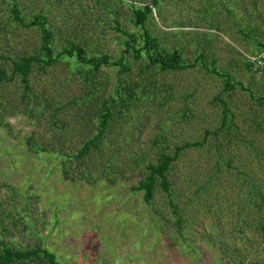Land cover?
<instances>
[{
	"label": "rangeland",
	"instance_id": "374dc122",
	"mask_svg": "<svg viewBox=\"0 0 264 264\" xmlns=\"http://www.w3.org/2000/svg\"><path fill=\"white\" fill-rule=\"evenodd\" d=\"M158 2L146 25L160 46L178 48L189 63L203 53L205 65L230 75L234 89L223 92V79L201 64L147 74L145 59L134 61L122 77L142 83L148 76L146 91L167 92V104H159L162 95L141 98L123 119L115 118L102 145L76 159L72 155L97 131L100 104H68L81 97L84 84L66 64H34L28 92L16 78L1 82L0 222L7 242L47 248L63 264H264V69L253 72L246 63L263 54L257 42L264 41V0ZM144 3L149 0L134 1ZM15 4L24 23L45 17L56 51L70 40L89 55L114 58L124 40L116 24L138 29L126 0ZM12 8L10 0H0V70L8 77L12 61L40 49L39 32L13 22ZM241 23L250 42L239 33ZM116 71L102 68L97 75L101 99L111 94ZM215 97L232 113L229 134ZM52 105L59 107L55 117ZM205 130V145L184 150L173 163L170 196L157 189L144 203L131 187L147 174L146 165L201 140ZM59 156H69L65 171Z\"/></svg>",
	"mask_w": 264,
	"mask_h": 264
},
{
	"label": "trees",
	"instance_id": "16d2710c",
	"mask_svg": "<svg viewBox=\"0 0 264 264\" xmlns=\"http://www.w3.org/2000/svg\"><path fill=\"white\" fill-rule=\"evenodd\" d=\"M10 1L13 5L11 10L13 22L27 28L32 27L36 29L39 32L40 49L31 55H23L17 58L16 61H12V69L9 77L6 75L7 73L5 70H0V83L11 82L16 78L23 85V89L28 92L30 91L28 77L34 64H38L39 68L43 69V67L52 66L58 62H64L69 71L84 84V91L81 97L77 100L68 102V104H82L87 106L91 105L93 101H98L100 104L97 115V131L93 137L86 139L82 146L72 155L76 159H80L87 155L90 149L98 148L102 145L109 132V126L115 122V118L121 119L128 112H131L132 106L141 98H148L150 95L154 97L155 95H162L159 104L162 106L167 104L166 97L168 93L166 91V94L161 90L154 91V93L146 91L145 85L147 84L148 76L142 83L126 81L124 77H122L130 72V65L134 61H141L144 58L146 63L142 62V64H144V71L147 74L149 70H153L154 73H156V71L179 72L201 64L209 73L215 74L223 79V92L229 93L234 89L232 77L228 74L219 73L214 68L213 63L211 64L212 67H207L205 65L203 53L197 54L194 61L189 63L182 59L183 53L178 48L168 50L160 46L158 38L150 33L146 25L149 19L153 20L154 10L158 11L159 9L158 0H149V4L144 3L143 7H136L134 4L135 0H126L130 4L132 22L138 29L129 32L123 30L116 24L115 28L117 32L123 35L124 40L122 42L120 54L114 58L106 52H92L91 55H89L86 47L70 40H65V44L56 51L54 49L53 34L48 27L45 17L42 15H35L30 22L24 23L20 16V11L16 7V0ZM120 2L122 4L124 3L123 1ZM226 11L229 16L230 11H228V8ZM234 16L237 18V15ZM241 25L242 28L239 29L240 35L246 42H250L249 39H251V37L248 33V25H246V23H241ZM214 28L216 29V26H214ZM257 45L259 51L264 52V41H258ZM246 63L247 68L251 70L248 59H246ZM102 68L117 69L115 72L116 81L112 86L111 94L105 99H101L102 97L99 96L101 89L97 83V75L99 72H102ZM138 90L140 94H136ZM102 96H104V92ZM34 97L39 98L38 95L35 94ZM261 98L262 97H260L259 100H261ZM152 99L150 100L153 102ZM214 101L221 105V128L229 134L232 130V127H230V121L233 119L232 113L227 107V104L220 97H215ZM38 104H43V101L36 103V107ZM62 105H64L63 107L66 106L65 104ZM50 108L55 117L59 107L57 105H52ZM204 133L205 135L201 140L185 142L180 146H176L171 154H163L158 164L146 165L147 174L138 181L136 187H131L133 191L142 192L144 203L147 205L151 203L157 189H160L165 195L170 196L171 185L168 174L172 170L173 163L180 158V154L184 150L203 147L206 143L205 136L207 135V131L205 130ZM213 135H216V133ZM157 140H160L159 137H157L155 141ZM59 157L62 158L59 166L62 171H65L66 160H68L69 156ZM170 206L172 210L176 212V207L173 204H170ZM176 223L177 226H180V218L177 217ZM5 227V224L0 222V264L29 263L35 261L36 258L41 259L43 264H63L57 261L55 254L47 248H41L40 246L20 248L13 243L7 242L1 237L2 233L5 232Z\"/></svg>",
	"mask_w": 264,
	"mask_h": 264
},
{
	"label": "built area",
	"instance_id": "2783aa9c",
	"mask_svg": "<svg viewBox=\"0 0 264 264\" xmlns=\"http://www.w3.org/2000/svg\"><path fill=\"white\" fill-rule=\"evenodd\" d=\"M248 63L253 72L264 69V52L262 55L248 57Z\"/></svg>",
	"mask_w": 264,
	"mask_h": 264
}]
</instances>
